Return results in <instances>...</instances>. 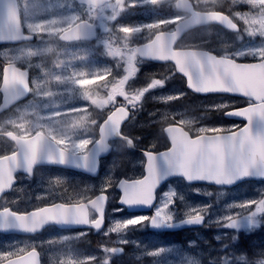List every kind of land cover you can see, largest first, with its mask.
<instances>
[{
	"label": "snow or ice",
	"instance_id": "1",
	"mask_svg": "<svg viewBox=\"0 0 264 264\" xmlns=\"http://www.w3.org/2000/svg\"><path fill=\"white\" fill-rule=\"evenodd\" d=\"M86 6L84 16L74 15L64 21H44L34 25H29L32 35L46 34L49 36H59L62 40H74L88 38L94 35V21L101 15L109 22L117 20L119 15L130 7L138 4L158 5L160 0H81ZM250 4H259L264 7V0H250ZM110 12L111 15H106ZM239 16V13H237ZM223 14L209 15L208 19L220 22ZM180 17L162 18L156 22L143 25L147 29H161L162 26L175 24ZM252 23L258 25L255 35L264 39V12L259 20ZM230 24V28H238L237 25ZM22 29L7 19H0V41H10L16 39ZM110 33L109 39L103 41V48L108 56L119 57L126 66L123 68L124 75L119 79H113L110 83L102 86L109 89L105 97L93 94L89 86L97 85L101 81H106L110 68H105L100 74H92L87 78V73L71 68L70 62H65L60 66L59 72L47 75L42 81L28 79V73L15 67L14 59L10 60L3 70V87L0 91L4 94V105L12 101L19 100L28 93H33L41 99L52 95H60L53 90L52 85L57 87L63 85L68 91L78 87L80 95L91 104L103 108L116 103L117 97H123L126 103L110 111L106 119L98 125L99 138H91L81 133L80 129L87 130L89 125H97V120L90 118L86 109H71L76 115L69 117L61 111H53L49 115H42L40 105L36 100L29 102L24 108L18 109L19 115L16 119H9L7 124L16 131L0 127V135L7 136L15 142L16 148L11 155L0 156V193L11 188L14 182V173L23 170L31 175L34 166L41 161L60 165H71L87 171H95L98 164V157L110 147L108 140L112 137L124 139L127 144L133 146V139L121 132L122 122L129 118L131 109H137L145 94L150 90L165 87L171 76L152 78L146 86L134 89L131 93L125 90V85L138 72L137 57H147L159 61H173L175 70L186 77L187 87L196 93H231L239 94L247 98L248 106L242 110L234 109L225 112L227 116L242 117L247 120L246 127L233 128L222 127H200L199 135L190 137L182 128L169 127L166 129L171 139V147L164 152L153 153L145 151L146 163L144 165L145 174L141 178L132 180H121L118 182L122 190L120 203L128 207L152 206L156 199L155 192L160 182L168 175H181L187 181H207L217 185H230L236 180L245 177L264 178V87H256L250 79L238 72V59L241 56L253 55L256 57L257 49L241 51L236 53V63L231 62V57L218 58L209 55L207 52L199 50L174 49L177 34L181 31L177 27L175 31H159L155 39L144 48H130L124 41L141 31L140 27L118 25L113 30L111 27L105 28ZM116 33H122L119 37L120 44H117ZM260 59L264 60V47L259 48ZM39 54V51L36 53ZM76 59V56L73 57ZM184 93L167 95L161 97L165 101H172L182 97ZM45 109L49 106L45 104ZM54 109L57 104L52 105ZM228 104L215 105L216 110L228 108ZM35 116V120L30 117ZM62 118V119H58ZM259 122L260 130L253 132L251 126L254 122ZM185 124L191 121H183ZM58 125H60L58 127ZM210 133V134H209ZM91 145V147H89ZM57 183L60 181L57 180ZM110 183V182H106ZM173 192L165 193L167 199L163 200L162 206L156 208L155 215L138 216L130 218L109 229L110 232H121L128 226L140 225L144 221H151L153 227H174L172 223L173 214L169 210L172 203ZM108 196L104 194L103 186L101 194L95 199L88 200L87 203L76 201L73 203H53L50 207L38 208L26 214L10 210L4 207L0 211V230L18 229L25 232H36L50 222L59 225H90L99 230L104 223L105 202ZM254 205L255 210H249L247 215L238 214L237 217H224L223 227L238 229L241 224L246 223L249 227L259 226V220L264 217V198L250 200L239 205L242 209H250ZM98 214L92 218L91 211ZM206 209L193 210L187 214V219L181 224H201L205 220L202 212ZM107 234V233H106ZM219 239V237H217ZM237 237H233L236 239ZM121 243H127L121 240ZM226 247V246H225ZM168 249L161 247L152 254L159 255L160 252ZM105 253H121L118 247L105 248ZM25 249H19L16 253H9L8 256L17 255L19 259L9 260L8 264H39V254L33 247L24 256H20ZM7 259V256H0V264ZM237 261L245 262L246 256L239 255L234 258ZM95 260V257H89ZM228 255L222 258L221 264H232ZM62 264H86L85 261L62 262ZM101 264H108V259H104ZM188 264H197L192 260ZM260 264H264L261 261Z\"/></svg>",
	"mask_w": 264,
	"mask_h": 264
},
{
	"label": "rangeland",
	"instance_id": "2",
	"mask_svg": "<svg viewBox=\"0 0 264 264\" xmlns=\"http://www.w3.org/2000/svg\"><path fill=\"white\" fill-rule=\"evenodd\" d=\"M229 1L235 6L246 7V9H241L242 13L240 16L247 19L250 23L249 35L253 37L245 45L239 47L238 53L255 48L257 49L256 57H260L259 48L264 47V39L254 34L258 30V25L252 23V21L261 18L264 7L259 4L252 5L250 4V0ZM60 4V0H25L30 25L50 20L61 21V15L63 16L62 19H65L67 17L66 14L59 13ZM56 37L42 34L37 44H30L15 52V55L19 54L20 57L31 61L30 64L36 69L34 80L42 81L47 78L48 74L59 72L60 66L65 62H70L72 66L66 74H70L72 68H75L87 73V78H91L92 74L102 73L106 68L97 60H91L89 58L90 51L83 48L62 54L57 49ZM37 51H39V54L29 55V53H36ZM249 55L253 57V55ZM40 56L44 57L41 58ZM74 56H76V59H73ZM96 86H89V90L92 92ZM52 88L58 91L60 95H52L43 99L33 95L29 101L12 110L8 115V120L16 119L19 115L17 110H22L25 105H28L33 100L38 102L42 110L41 114L45 116L53 111H61L69 117L85 115L83 111L79 114L71 112V109L78 108L82 110L86 109L89 117L96 119L97 122H100L101 118H104L97 109L91 110L86 101L81 97V90L78 87L74 86L71 91H68L63 85L57 87L53 84ZM181 92L184 93L179 84H175L165 91L149 94L144 106L153 103L154 108L148 110L147 113L157 118H179L181 121H191L192 123L190 124L192 126H197L200 129V127L207 126L203 125L201 121L197 122L198 119L223 116V112L226 109L238 103L236 99L227 97L221 99L192 98L187 91L186 105L179 101L182 97L172 101L160 99L161 97ZM225 103L229 105L228 108L220 110L214 108L215 105ZM45 104L49 106L46 109L43 107ZM54 104H57L59 107L54 109L52 107ZM212 113L215 115H212ZM30 119L35 120L36 118L32 116ZM135 123L136 121L132 122V124ZM96 130V125H89L87 130L80 129L79 131L87 137L96 139ZM1 147H8V144L3 143L0 139ZM114 152L111 159L105 163L103 176L92 183L78 184L73 181L71 187H63L56 182L58 177L53 176L51 170L43 169L38 178L37 185L30 186L28 182L21 179L19 185L0 200V208L10 207L12 210L17 211L18 209L41 206L57 199L69 201L89 199L92 194L101 190L103 186V190H106L110 197L109 223L104 231L94 233L93 231L83 230L68 233L61 232L60 234L59 231L52 227L46 231V234L33 238L0 235V256H7V259H9L16 256H8L7 254L9 253H16L19 249H25V252H27L34 247L40 251L43 264H62V262L69 260H83L86 264H101L106 258L108 259V264H188L189 260L197 262V264H221L222 258L225 255H228L229 259L233 260L232 264L238 262L234 258L239 255L246 256V261H240L239 264H258L259 261L264 260V217L260 218L258 227H249L246 223H243L235 230L223 226L224 229L219 230L217 228V225L224 223L223 218L226 216L237 217L238 214L247 215L249 210H255L254 205L250 209H242L239 205L250 200L264 198V181L244 183L235 188L217 189L203 185L190 186L187 183L185 186L179 182L171 184L161 195V201L157 207H161L163 200L167 199L165 193H175L172 197V203L169 205V210L173 214V221L186 218L187 214L193 212V210L206 209L201 214L208 216V223L189 230L192 233V237L187 240H177L174 235L167 236L151 231L149 229L150 220L144 221L140 225L128 226L127 229L121 232H110L109 229L114 227L118 222L122 223L127 219L138 216H148L146 214L127 213L119 205L120 192L116 189L119 174L126 172L131 177L141 175L142 162L138 161L130 153L123 152L120 146ZM119 152H121V155ZM154 212H156V209ZM210 226H216L215 238L225 239L215 246H211V248L204 245L208 239V232L210 233ZM243 229L247 232V237L242 238V240L247 242V249L245 248L244 252L241 250H235V252L223 251L222 249L225 248L229 242L228 240L235 241L237 238L233 239V237H237L238 233ZM228 235L231 236L228 237ZM121 240H126L127 243H121ZM81 241H84V243L82 244ZM201 243H203V246ZM82 246H87L89 249H81ZM106 247H118L123 249V251L121 253L109 254L104 251ZM161 247L168 250L160 252L159 255L152 254V251H157ZM214 249L219 253L213 255ZM25 252H21L20 255ZM89 257H95V260H89ZM211 260H218L219 262L213 263Z\"/></svg>",
	"mask_w": 264,
	"mask_h": 264
},
{
	"label": "flooded vegetation",
	"instance_id": "3",
	"mask_svg": "<svg viewBox=\"0 0 264 264\" xmlns=\"http://www.w3.org/2000/svg\"><path fill=\"white\" fill-rule=\"evenodd\" d=\"M60 14H66V18H70L74 15L84 16L86 14V6L81 2V0H60ZM175 0H160L158 5H144L138 4L136 7H130L127 10L123 11L116 21L109 22L104 19V16L93 23L95 25L93 31L94 35L88 38L74 39V40H62L59 36L56 37L55 42L57 45L58 51L62 54L69 53L72 51H76L77 49L83 48L89 50V58L91 60H97L101 65L106 68H110L111 72L107 74L106 81H101L97 84L96 88L92 91L93 94H99L100 97H105L109 89L104 88L102 85L104 83H110L113 79H119L122 75H124L123 68L126 66L125 62L119 57H111L108 56L103 48V41L109 39L110 33L105 31V28L111 27L115 30V27L118 25L123 26H138L141 28V31L134 34L131 38L124 41L130 48L136 49L139 46H146L150 44L156 37L159 31L163 30L166 32L175 31L178 27L179 23L186 19V21L191 25L192 21L195 18H198L199 15H195L194 12L203 13L205 16L206 23L193 25L189 29L186 30L184 28L181 30L176 37L175 44L173 45L174 49L178 50H187L189 48L194 50H202L204 52H208L209 54H214L217 57H231L236 59L235 54L238 53L239 47L245 45L249 40L253 37L249 35V22L247 19L240 16L242 13L241 9H246V7H239L233 5L229 0H188V4L185 10H180L175 5ZM191 5H190V3ZM239 13V16L237 15ZM223 14V18L220 22L209 20V15H221ZM106 15H111L110 12L106 13ZM62 15L60 17L61 21L66 20L62 19ZM180 17V20L175 24H169L165 27L162 26L161 29H147L144 28V24L156 22L162 18H175ZM0 19H7L11 23L17 26L18 29H22L21 34H30L29 31V20L27 16L25 0H17V7L15 4L11 2V0H2L0 2ZM191 19H193L191 21ZM237 25L238 28H230V24ZM33 40L27 41H19L14 43H3L0 44V88L3 87V70L8 65L10 60L14 59V65L16 68L20 70H26L30 76V82L34 80L36 75V69L32 67L30 64L31 61L29 59H25L20 57L19 54L15 55V52L21 48H25L30 44H37L41 39L40 35H34ZM117 44L121 43L119 37L123 36L122 33H116ZM43 58L44 56H40ZM261 60L260 57H252L250 55L241 56L238 59V62H255ZM137 74L132 77L129 82L125 85V90L131 93L136 88H141L147 85L152 78H161L164 76H171L163 88H157L150 90L145 94L144 98L140 102V106L137 109L129 110L132 112L133 117L128 119L125 125L123 126L122 133L127 137L133 139V146H130L126 143L124 139H118L112 141L113 152L111 155L107 156L102 161L101 170L98 176H94L92 172L82 169L62 167V166H45L41 165V162L34 166L33 172L31 175L25 173H19L17 175V184L15 188L21 182V179L28 182L29 185H37L38 178L40 177L43 169H49L52 172L53 176H57L60 181L59 184L63 187H71L73 185V181L78 184H87L92 183L95 180H99L105 171V163L107 160L111 159L113 154L115 153V149L120 146L123 152L130 153L136 158L138 161L142 162L141 165V175L136 177L128 176L127 173H121L118 176V179H136L141 178L144 174V165L146 163V157L144 156L145 151H152L153 153H159L167 151L171 147L170 136L167 133L166 129L169 127L182 128L184 132H187L191 136L199 135V129L197 126H192L191 124H185L179 118H157L151 116L147 113L148 110L154 108V104L150 103V105L144 106L149 94L165 91L169 87L175 84H179L181 90L184 91V95L182 96L181 101L186 105V77L181 75L178 71L175 70V65L173 61H159L153 60L147 57H137ZM177 80V81H175ZM33 86V85H31ZM34 87V86H33ZM189 92V91H188ZM33 93L30 96L22 100L20 102L15 103L10 108L5 111L0 112V127L12 131H16L19 134V130L14 129L11 125L7 124L9 113L17 108L18 106L26 103L33 97ZM190 97L192 98H202V99H221L224 95L221 94H209L202 95L189 92ZM206 96V97H203ZM4 98V94L0 91V105L2 104ZM242 102L237 103V105L243 103L248 104V101L245 99H237ZM91 110L97 109L102 116L105 115V118L118 105L126 103L123 97H117L115 104L107 105L103 108H99L96 105L91 104L90 101L85 100ZM212 115H215L212 113ZM104 118V119H105ZM101 118L100 122H97V130L95 132V137L98 139L99 130L98 125L101 124L104 120ZM136 121L135 124L132 122ZM202 122L203 125L207 127H222V128H233V126H243L245 124L244 121L239 120H230L225 119L222 116H211L210 119H198L197 122ZM0 139L3 143L8 144V147L0 148V156L10 155L13 150H15L16 145L14 141H11L7 136L0 135ZM121 155V152H119ZM179 182L186 186V180L184 178H167L160 184L159 188V199L163 192L173 183ZM106 191V190H105ZM107 192V191H106ZM95 193L92 194L94 197ZM91 196V197H92ZM92 197V198H93ZM89 199L82 200H64L57 199L56 202L61 203H73L76 201H82L87 203ZM158 205V203H157ZM157 207V206H156ZM155 207V209H156ZM127 213L128 211L125 207H122ZM91 211V210H90ZM130 213H139L146 214L148 216H153L155 213L154 210L151 212L147 211H134ZM92 218H95L97 214L94 211H91ZM109 220H106L105 228L108 225ZM82 230L94 231V228L90 225L85 226ZM74 228H62L59 227L57 229L59 232L68 233L72 231H76L78 229ZM104 228V229H105ZM44 233V232H43ZM162 235L172 236L175 235L170 232H157ZM167 233V234H166ZM246 231H240L238 235H241ZM42 234V233H41ZM178 235V234H176ZM16 237H28L24 235H15ZM94 239V238H93ZM247 246V245H246ZM246 246L241 249L244 252ZM247 249V248H246ZM249 253V251H247ZM240 261L237 263L239 264ZM236 263V264H237Z\"/></svg>",
	"mask_w": 264,
	"mask_h": 264
},
{
	"label": "water",
	"instance_id": "4",
	"mask_svg": "<svg viewBox=\"0 0 264 264\" xmlns=\"http://www.w3.org/2000/svg\"><path fill=\"white\" fill-rule=\"evenodd\" d=\"M2 0H0V2H1ZM11 2H12V0H11ZM178 7L180 8V9H186V2L185 1H183V0H180V1H178ZM195 15H199V17L198 18H195L194 20L193 19H191V21H192V23H191V25L193 26V25H198V24H204V23H206V22H208V21H206V19H205V16H204V14H200V13H197V14H195ZM185 23V22H184ZM192 26H189V24H187V23H185V28H186V30L187 29H189L190 27H192ZM23 37H25V36H23V35H21L19 38H23ZM33 36H26L25 38H32ZM19 38H17V39H14V40H10V41H17ZM20 40H22V39H20ZM0 42H4V41H0ZM145 46H143V47H141V48H144ZM238 72L240 73V74H242V75H245V76H247L249 79H250V81L252 82V84L253 85H255L256 87H264V61H262V62H258V63H255V64H250V65H248V66H244L243 67V65H238ZM182 74V73H181ZM228 94H231V93H228ZM28 94H26L25 96H27ZM231 95H237V96H242V95H239V94H231ZM243 97V96H242ZM14 101H12L11 103H9L8 105H4V102H3V105L0 107V112L2 111V110H4L5 108H7V107H9L10 106V104H12ZM247 107V106H246ZM244 108V107H243ZM243 108H240V109H238V110H242ZM229 117H235V118H240V119H245V118H242V117H237V116H229ZM124 122L125 121H123L122 122V125H121V128H122V126H123V124H124ZM246 126H248V125H246ZM245 126V127H246ZM251 129H252V131L253 132H255V131H259L260 130V124H259V122L257 121V122H254L253 124H252V126H251ZM116 138H118V137H112V138H109V140H108V143H109V141H110V139H116ZM110 145V144H109ZM110 149H111V146L109 147V149L107 150V151H105V152H103V153H101L100 154V156L98 157V164H97V168H96V171L95 172H97L98 171V169H99V166H100V158L101 157H103V156H106L107 154H108V152L110 151ZM41 163H46V164H53V165H56L55 163H47V162H44V161H41ZM18 171V170H17ZM15 174V173H14ZM249 179V178H252V179H264V178H260V177H252V176H250V177H245V178H241V179H238V180H236L234 183H232V184H230V185H233V184H236L237 182H239V181H241V180H244V179ZM192 182H206V183H211V184H213V182H207V181H192ZM215 184V183H214ZM119 187V186H118ZM120 189V188H119ZM9 190H11V188H7V189H5V191L3 192V193H0V197L2 196V194H4V193H6V192H8ZM107 202V201H106ZM106 202H105V206H106ZM155 203V200H154V202H153V204ZM153 206V205H152ZM152 206H137V207H129L130 209L132 208V209H139V208H147V209H150ZM50 207V206H49ZM49 224H56V223H54V222H50V223H48V224H46L45 226H43L42 228H40V229H38L36 232H39V231H41L43 228H45L47 225H49ZM174 224H176V226H174V227H153L152 225H151V228L152 229H154V230H159V229H161V230H176V229H181V228H185V227H191V226H195V225H201V224H181V221L180 222H177V223H174ZM103 226H104V223L102 224V227H101V229L103 228ZM100 230V229H99ZM0 232H6V233H8V232H18V233H27V234H31V233H35V232H25V231H22V230H18V229H10V230H0ZM24 256V255H23ZM17 259H19V257H17V258H14V259H11V260H13V261H15V260H17ZM3 264H8V261L7 262H4ZM39 264H40V258H39Z\"/></svg>",
	"mask_w": 264,
	"mask_h": 264
},
{
	"label": "trees",
	"instance_id": "5",
	"mask_svg": "<svg viewBox=\"0 0 264 264\" xmlns=\"http://www.w3.org/2000/svg\"><path fill=\"white\" fill-rule=\"evenodd\" d=\"M218 243H220V241L214 239L213 237H210V240L208 242V244H210L211 246H215Z\"/></svg>",
	"mask_w": 264,
	"mask_h": 264
},
{
	"label": "bare ground",
	"instance_id": "6",
	"mask_svg": "<svg viewBox=\"0 0 264 264\" xmlns=\"http://www.w3.org/2000/svg\"><path fill=\"white\" fill-rule=\"evenodd\" d=\"M239 209V208H238ZM224 210V209H223ZM225 215V213H223ZM123 215V214H122ZM221 218V217H220ZM215 220V219H214ZM220 227H222V224L220 225ZM61 234V233H60ZM167 234V233H166ZM63 235V234H62ZM67 237V236H66ZM96 237V236H95ZM82 244L84 243V241H81ZM103 243V242H102ZM81 249H88L87 246H82ZM103 250V249H102ZM101 251V250H100ZM1 255V254H0Z\"/></svg>",
	"mask_w": 264,
	"mask_h": 264
},
{
	"label": "clouds",
	"instance_id": "7",
	"mask_svg": "<svg viewBox=\"0 0 264 264\" xmlns=\"http://www.w3.org/2000/svg\"><path fill=\"white\" fill-rule=\"evenodd\" d=\"M262 261H264V260H262ZM260 262H261V261H259L258 264H260Z\"/></svg>",
	"mask_w": 264,
	"mask_h": 264
}]
</instances>
